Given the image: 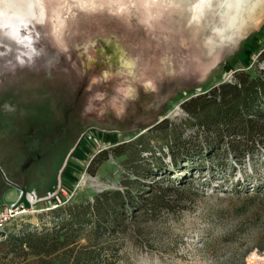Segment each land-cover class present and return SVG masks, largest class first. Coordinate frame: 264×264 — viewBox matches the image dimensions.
<instances>
[{
  "label": "rangeland",
  "instance_id": "obj_1",
  "mask_svg": "<svg viewBox=\"0 0 264 264\" xmlns=\"http://www.w3.org/2000/svg\"><path fill=\"white\" fill-rule=\"evenodd\" d=\"M228 1L0 0V206L15 186L32 202L0 241L136 179L114 239L117 264H264V156L171 164L163 146L162 173H133L154 161L134 142L142 137L158 156L148 130L162 119L181 126L182 101L237 70L264 69V21L241 34L250 3ZM115 147L123 154L109 153ZM104 150L107 159L90 165ZM159 181L182 199L146 216L137 201ZM2 255L0 264L21 260Z\"/></svg>",
  "mask_w": 264,
  "mask_h": 264
},
{
  "label": "trees",
  "instance_id": "obj_2",
  "mask_svg": "<svg viewBox=\"0 0 264 264\" xmlns=\"http://www.w3.org/2000/svg\"><path fill=\"white\" fill-rule=\"evenodd\" d=\"M263 60L264 50L258 58ZM230 78L182 101L179 108L185 119L181 126L162 119L148 130L159 144L158 156L141 143L142 137L134 142L154 160L153 167L134 170L136 176H143L142 170L162 173L166 166L162 161L163 146L171 164L181 158L188 160L193 154L197 159L229 155L237 164L256 153L264 156V69L255 68L252 73L237 70ZM184 128L191 130L185 137ZM107 153L102 151L90 165L98 167L107 159ZM109 153L114 157L123 154L120 147ZM88 170L93 174L95 169ZM160 182L150 185L147 196L142 197V202L137 201L146 216L163 209L172 211L173 199H182V190L159 185ZM138 187L136 179H125L121 188L105 190L92 201L57 206L50 212L51 226L32 231L30 225L20 224L17 231L0 241V252L5 258H21L12 264H117L120 255L114 239L124 231L126 205L136 203L134 189ZM9 228L0 231V236Z\"/></svg>",
  "mask_w": 264,
  "mask_h": 264
},
{
  "label": "bare ground",
  "instance_id": "obj_3",
  "mask_svg": "<svg viewBox=\"0 0 264 264\" xmlns=\"http://www.w3.org/2000/svg\"><path fill=\"white\" fill-rule=\"evenodd\" d=\"M230 1L231 0H229L228 2ZM236 1H238V3L241 4L242 7L245 6L246 4L249 5L246 2L250 3L249 8L244 10L243 11L244 14H242V22L240 24V29H239L242 32L241 34H243V32H247L252 29H257V27L264 21V0H236ZM228 2H227L226 7H228V5L230 4V3L228 4ZM228 11L230 10L227 9V11L223 13L222 17H223L224 23L228 20L233 19V18L232 19L230 18V14Z\"/></svg>",
  "mask_w": 264,
  "mask_h": 264
},
{
  "label": "built area",
  "instance_id": "obj_4",
  "mask_svg": "<svg viewBox=\"0 0 264 264\" xmlns=\"http://www.w3.org/2000/svg\"><path fill=\"white\" fill-rule=\"evenodd\" d=\"M15 202L8 205V207H0V231L9 227V224L20 220L29 211L21 207H13Z\"/></svg>",
  "mask_w": 264,
  "mask_h": 264
},
{
  "label": "water",
  "instance_id": "obj_5",
  "mask_svg": "<svg viewBox=\"0 0 264 264\" xmlns=\"http://www.w3.org/2000/svg\"><path fill=\"white\" fill-rule=\"evenodd\" d=\"M16 190L19 192V197L14 203L13 207H21L22 209L31 210L32 203L26 194L25 188H20L15 186Z\"/></svg>",
  "mask_w": 264,
  "mask_h": 264
},
{
  "label": "crops",
  "instance_id": "obj_6",
  "mask_svg": "<svg viewBox=\"0 0 264 264\" xmlns=\"http://www.w3.org/2000/svg\"><path fill=\"white\" fill-rule=\"evenodd\" d=\"M7 194H8V196H7V195H5V196H6L7 198H10V202H8V204H11L12 202H15V201L18 199V197H19V194H18L17 191L14 192L13 194H12V192H8ZM1 195H2V194H1ZM11 196H14V198L11 197ZM12 198H13V199H12ZM8 204H7V205H1L0 207H7Z\"/></svg>",
  "mask_w": 264,
  "mask_h": 264
},
{
  "label": "flooded vegetation",
  "instance_id": "obj_7",
  "mask_svg": "<svg viewBox=\"0 0 264 264\" xmlns=\"http://www.w3.org/2000/svg\"><path fill=\"white\" fill-rule=\"evenodd\" d=\"M19 187V186H18ZM21 188V187H20Z\"/></svg>",
  "mask_w": 264,
  "mask_h": 264
}]
</instances>
